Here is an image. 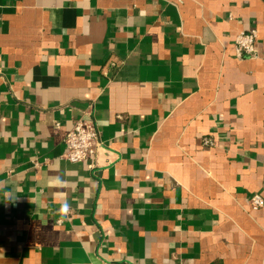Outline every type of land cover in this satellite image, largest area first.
Here are the masks:
<instances>
[{"label": "crops", "instance_id": "crops-1", "mask_svg": "<svg viewBox=\"0 0 264 264\" xmlns=\"http://www.w3.org/2000/svg\"><path fill=\"white\" fill-rule=\"evenodd\" d=\"M254 194L264 0H0V264H264Z\"/></svg>", "mask_w": 264, "mask_h": 264}, {"label": "built area", "instance_id": "built-area-1", "mask_svg": "<svg viewBox=\"0 0 264 264\" xmlns=\"http://www.w3.org/2000/svg\"><path fill=\"white\" fill-rule=\"evenodd\" d=\"M256 30L249 28L242 30L236 34L233 41L234 50L237 56H246L248 58L257 57V49L255 45ZM65 152L62 157L72 163L80 161H90L93 165L95 156L100 147L99 133L93 121L78 119L72 129H70L65 138ZM204 144H212L209 138H204ZM250 207L256 210L264 206V199L258 194H254L249 198ZM126 264V263H112Z\"/></svg>", "mask_w": 264, "mask_h": 264}, {"label": "clouds", "instance_id": "clouds-1", "mask_svg": "<svg viewBox=\"0 0 264 264\" xmlns=\"http://www.w3.org/2000/svg\"><path fill=\"white\" fill-rule=\"evenodd\" d=\"M56 182H60L58 179H57V181ZM20 190L17 188V189H14V192H19ZM16 199H17V195H14V194H6V196H5V200L6 201H9V202H15L16 201ZM69 204L67 203V202H65L62 206H61V208H60V212L62 213V214H66L67 212H68V210H69Z\"/></svg>", "mask_w": 264, "mask_h": 264}]
</instances>
